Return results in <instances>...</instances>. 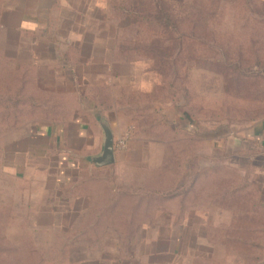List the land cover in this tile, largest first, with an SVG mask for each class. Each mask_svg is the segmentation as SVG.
<instances>
[{"label":"rangeland","instance_id":"rangeland-1","mask_svg":"<svg viewBox=\"0 0 264 264\" xmlns=\"http://www.w3.org/2000/svg\"><path fill=\"white\" fill-rule=\"evenodd\" d=\"M29 2L0 0V264H92L111 247L178 248L163 264H264V209L252 205L264 176L250 169L252 188L231 196L230 170L244 171L227 146L264 119V0H73L79 15L41 37L22 16ZM134 7L144 18L125 16ZM69 28L94 45L68 47ZM39 40L56 41L57 83L37 80ZM92 52L101 62L81 63ZM90 103L117 125V174L40 136L92 117ZM187 152L201 175L183 197H162Z\"/></svg>","mask_w":264,"mask_h":264},{"label":"crops","instance_id":"crops-1","mask_svg":"<svg viewBox=\"0 0 264 264\" xmlns=\"http://www.w3.org/2000/svg\"><path fill=\"white\" fill-rule=\"evenodd\" d=\"M26 1H31L27 5L24 4L21 11H34L33 13H28L25 12L23 13V17L26 19H29V31L32 33H36L37 37H41L44 34L46 35L47 33L54 32V36L58 35V28H62L63 25V20H65V15L70 14V15H79V12L74 11V4L73 0H26ZM17 8H21L18 6ZM55 14V18H53L54 25H56L57 30L52 31V21L50 17H53ZM66 30L65 33H71V34H76L78 36V39H72L74 40L73 42H68L67 45L68 47H71L73 50L79 49V52L83 50V48H91L94 43L91 41L93 40H88V38H83L81 35L77 34V31L74 29H63ZM51 35V34H50ZM53 36V37H54ZM39 44L37 42V65L45 72V75H42L40 73V69L37 67V80H40L41 78H50L57 83V77L54 72H58L57 70L52 71L49 65H51L52 61V55L51 51H56V41H44L43 43L40 42ZM88 46V47H85ZM47 48L49 53L47 51L45 52L46 58H43L41 56L40 51L42 48ZM54 59H57V54L56 56L54 55ZM101 60L99 58H96V54L94 52L91 53L90 57L83 59L81 63L84 65H89V64H94V63H100ZM44 64V66H43ZM49 64V65H48ZM46 66V67H45ZM52 71V72H51ZM48 72V73H47ZM73 70L68 74H72V80L75 81L78 79L77 76H74ZM93 104V106L96 109H100L99 105L95 103H90ZM84 105V104H83ZM92 106V107H93ZM84 108V106H83ZM85 109V108H84ZM87 111V110H86ZM101 111H97V113H94L92 117L90 116H85L81 114V116H76L72 115L71 118L64 124L61 125H55V126H41V137L47 138L49 142L52 141L53 138L56 140H62L64 142H70L71 143H77L80 146L78 148H73L75 151V154H78L80 156L85 155L88 156V158L84 159V156L81 157L83 160H90L91 157L97 156L101 152V143H102V133L99 128L98 122L100 119H104L111 131H112V136H113V141L115 140V136L119 134V132L116 130L117 125H113L109 122L108 116L105 115H100ZM73 129L72 131L70 129ZM118 129H121L119 127ZM72 135V140L69 141L70 137H65V133L70 132ZM39 134V131H37ZM68 134V133H67ZM216 141L213 143H210V146L217 149L218 145L215 144ZM49 144V143H48ZM48 144H44L41 147V151H46V147ZM218 144V143H217ZM85 145V146H83ZM214 145V146H213ZM239 145V147H238ZM227 146H230L232 148V151L236 152L237 150L239 151L240 149L243 150L245 149H253L255 153V156L253 158L254 162H256L257 166V171H259V174L262 173L264 176V119L257 120L250 124L247 128H243L241 131L237 132L234 134V136L230 137L227 142ZM230 147H226V150L228 151ZM70 151L72 150V147H67ZM230 148V149H231ZM121 153H115V163L117 162L118 158L117 155L119 156ZM64 157H57L56 160H63ZM67 160V159H66ZM69 163L68 166H70ZM66 165V164H65ZM58 165L57 169L59 171V175H63L65 169L63 167H59ZM67 166V165H66ZM90 170V169H89ZM94 170V169H92ZM96 170H106L108 172L110 169L109 167H103V168H97ZM113 173L117 174L116 169H111ZM62 172V173H61ZM67 173V171H66ZM115 174V175H116ZM114 176V175H113ZM65 178V177H63ZM68 177H66L64 180L66 181ZM121 186V185H119ZM264 189V187H262ZM260 189V188H259ZM115 239V237H113ZM178 251L177 249H172V248H150V249H137L134 247H128L125 250H121L120 248H115L111 247L110 249L105 250V254L107 256L106 259H100L97 258L95 259L92 264H163L161 261H164L163 256H175V252ZM101 251H99L100 253ZM101 255V253L99 254Z\"/></svg>","mask_w":264,"mask_h":264},{"label":"trees","instance_id":"trees-1","mask_svg":"<svg viewBox=\"0 0 264 264\" xmlns=\"http://www.w3.org/2000/svg\"><path fill=\"white\" fill-rule=\"evenodd\" d=\"M125 16H131L134 15V17L138 18L141 17L144 18L143 13L141 11H138L137 7H134L130 10L124 11ZM167 23H171V21L167 20ZM255 153L253 149H246L241 150L237 154V163L240 168L244 171L243 175H237L236 171L231 169V173L233 176H237V182L234 183L229 189L228 193L233 196L237 193H240L242 191H245L247 188H252V186L249 183L248 180V171L252 168H257L256 162H254L253 158L255 156ZM195 153L187 152L184 154L183 162L177 171L176 174V183L172 185V187L168 191H161L159 192L162 197L165 198H171V197H183L187 192L190 190V188L193 186L194 181L201 175V171L198 169V164L196 163L198 158L194 156ZM221 168L218 166H209L205 167L204 172L215 174L219 172V169ZM259 193V195H258ZM258 193L256 192V199H253L252 205L254 207H258L259 209H264V200H260V190L258 189Z\"/></svg>","mask_w":264,"mask_h":264},{"label":"water","instance_id":"water-1","mask_svg":"<svg viewBox=\"0 0 264 264\" xmlns=\"http://www.w3.org/2000/svg\"><path fill=\"white\" fill-rule=\"evenodd\" d=\"M98 124L102 133L101 152L97 156L91 157L90 163L95 167L111 166L115 163L112 132L104 119H100Z\"/></svg>","mask_w":264,"mask_h":264},{"label":"built area","instance_id":"built-area-1","mask_svg":"<svg viewBox=\"0 0 264 264\" xmlns=\"http://www.w3.org/2000/svg\"><path fill=\"white\" fill-rule=\"evenodd\" d=\"M115 147H117L118 149H123L125 147L124 141L118 142V144Z\"/></svg>","mask_w":264,"mask_h":264}]
</instances>
